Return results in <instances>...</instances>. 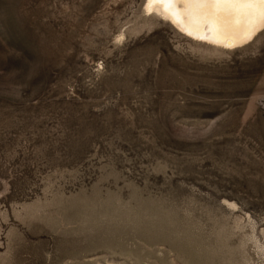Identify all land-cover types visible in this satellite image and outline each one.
I'll return each instance as SVG.
<instances>
[{
    "label": "rangeland",
    "instance_id": "obj_1",
    "mask_svg": "<svg viewBox=\"0 0 264 264\" xmlns=\"http://www.w3.org/2000/svg\"><path fill=\"white\" fill-rule=\"evenodd\" d=\"M146 3L0 0V264H264V28Z\"/></svg>",
    "mask_w": 264,
    "mask_h": 264
},
{
    "label": "bare ground",
    "instance_id": "obj_2",
    "mask_svg": "<svg viewBox=\"0 0 264 264\" xmlns=\"http://www.w3.org/2000/svg\"><path fill=\"white\" fill-rule=\"evenodd\" d=\"M146 8L194 39L222 47L241 46L264 28V3L245 0H147Z\"/></svg>",
    "mask_w": 264,
    "mask_h": 264
},
{
    "label": "snow or ice",
    "instance_id": "obj_3",
    "mask_svg": "<svg viewBox=\"0 0 264 264\" xmlns=\"http://www.w3.org/2000/svg\"><path fill=\"white\" fill-rule=\"evenodd\" d=\"M158 2L171 4V3H175L176 0H158ZM245 2H249V3H264V0H245Z\"/></svg>",
    "mask_w": 264,
    "mask_h": 264
}]
</instances>
